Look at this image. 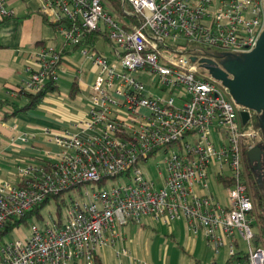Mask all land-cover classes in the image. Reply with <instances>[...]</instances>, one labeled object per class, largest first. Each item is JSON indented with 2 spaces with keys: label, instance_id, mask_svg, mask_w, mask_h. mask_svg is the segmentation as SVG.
Masks as SVG:
<instances>
[{
  "label": "built area",
  "instance_id": "2783aa9c",
  "mask_svg": "<svg viewBox=\"0 0 264 264\" xmlns=\"http://www.w3.org/2000/svg\"><path fill=\"white\" fill-rule=\"evenodd\" d=\"M40 1V12L60 23L64 46L78 49L97 74L75 131L41 130L58 152L18 167L14 182L0 181V232L53 195L118 177L129 183L80 192L83 200H73L64 219L50 215L31 227L29 238L2 239L0 264H94L98 250L116 246L121 230L143 218L168 226L182 220L217 253L228 249L231 262L264 264V248L256 241L251 247L253 204L243 171V153L264 147L262 133L254 114L237 106L198 62L218 64L223 53L251 52L264 30V0H120L119 10L102 0ZM12 16L0 0V19ZM61 60L53 46L29 54L30 75L17 94L57 82ZM148 76L155 83H145ZM241 111L248 112L246 125ZM18 136L27 142L39 134ZM161 150L171 152L156 188L139 163ZM212 173L223 185L224 205L208 192Z\"/></svg>",
  "mask_w": 264,
  "mask_h": 264
},
{
  "label": "crops",
  "instance_id": "0c3cea01",
  "mask_svg": "<svg viewBox=\"0 0 264 264\" xmlns=\"http://www.w3.org/2000/svg\"><path fill=\"white\" fill-rule=\"evenodd\" d=\"M17 1L20 0H7V8L13 12L12 18L0 19V107L5 101H15L20 105L26 104L25 99L16 97L18 89L24 86L30 75L27 70V56L41 47L53 46L62 52L59 78L61 75L65 78H71L70 88L74 82L79 87V93L75 99L69 98L70 88L67 93L68 100L76 107L79 116L74 122L67 125L60 124L50 116L38 113V109L42 107L48 95L34 111L18 114L13 118L17 119L18 122H14L10 126L7 124L9 121L0 122V181L13 182L17 178L18 167L25 168L35 164L39 159L45 158L44 153L47 151L51 154L58 152L57 147L47 137L41 135V130L48 129L52 132H60L68 129L75 131L74 124L86 117L90 87L95 78V74H92L90 70L84 72L87 67L92 66L79 55L78 49L65 47L63 40L59 41L60 35L57 28L50 25L53 22L48 19L47 15L41 13L40 10L34 12L31 8H26V11L19 15L13 9V5ZM78 58L84 59L85 63L80 64ZM82 74H84L83 77H81ZM14 124L17 127L12 130L11 127ZM19 133H36L39 136L33 141L28 136L27 142H23L18 139ZM133 225H128L125 228L129 227V230H132ZM168 227L170 231H173V224ZM125 228L121 230L122 241L120 243L122 244L126 242L123 235ZM171 236H173L172 232ZM115 247H107L96 252L100 264L108 263L113 256V251H115L116 259L127 257L128 254L131 255V253L122 255L121 250L116 251ZM108 248H112L113 251L110 252ZM83 263L82 261L68 262V264ZM94 264L98 263L95 262Z\"/></svg>",
  "mask_w": 264,
  "mask_h": 264
},
{
  "label": "rangeland",
  "instance_id": "374dc122",
  "mask_svg": "<svg viewBox=\"0 0 264 264\" xmlns=\"http://www.w3.org/2000/svg\"><path fill=\"white\" fill-rule=\"evenodd\" d=\"M40 5V0H20L14 3L13 9L16 11L15 13L20 15L26 11V8H31L34 12H37ZM61 40L62 37L59 36V41ZM98 47L99 49L101 48V51L105 48L102 42L98 43ZM78 60L80 64L85 63L82 58H78ZM88 70L92 74H97V69L93 67H87L84 72L86 73ZM148 81L149 83H155V77L148 76L144 79L145 83ZM57 83L59 90L48 96L47 100L42 104V107L38 109V113L50 116L60 122V124L69 125L79 116L76 107L67 98L71 78H65L61 75ZM154 95L163 96L157 90H154ZM83 108L85 109V107ZM14 122H18V120L12 118L7 124L10 126ZM248 128H251V126ZM193 138L191 140H196L195 136ZM170 152H164L163 150L157 151L147 161L139 163L140 169L145 177L153 182L156 188L162 186V178L166 177L165 158L170 155ZM160 173L162 174V178L159 175ZM213 175L212 173L208 176V192L212 193L224 205L227 203V199L224 195L223 185L217 183ZM128 183L129 179L127 177L107 180L104 184L89 183L82 186L81 190L75 189L63 193L61 197L65 199V202H59L61 204L59 211L56 203L50 201L41 209L40 215L45 222L49 220L50 215L56 218L57 213H60L61 218L64 219L70 201L83 200V197L79 196L80 192L84 193L86 190L89 193L99 192ZM250 217L254 218L252 232L256 239L251 242V247L255 248L256 241L259 247L264 248V235L260 232L255 217L253 215H250ZM44 221L36 217L29 219L28 224H20L15 231L7 234L3 238V242L29 238L31 236V227L33 225L41 227ZM173 226V231H170L168 225L154 221L152 218H143L141 224H134L132 226V230H129V227L124 229L123 235L126 242L123 244L119 242L114 248L116 251L121 250L122 255L128 253H131V255L129 256L128 254L127 257L116 259L114 255L115 251L111 250L112 248H108L110 252L113 251V256L108 263L104 264H235L230 261L228 249L221 248L217 253L212 247L207 246L206 240L201 234L192 236L182 220L175 221ZM171 232L173 236H171ZM122 250H125L126 253L123 254ZM239 250L242 253L247 251V245L243 241L239 242Z\"/></svg>",
  "mask_w": 264,
  "mask_h": 264
},
{
  "label": "water",
  "instance_id": "95a60500",
  "mask_svg": "<svg viewBox=\"0 0 264 264\" xmlns=\"http://www.w3.org/2000/svg\"><path fill=\"white\" fill-rule=\"evenodd\" d=\"M218 58V64L209 59L198 62L227 89L237 106L254 114L256 127L261 131L264 141V30L251 52L240 55L223 53ZM240 117L242 124L246 125L249 120L248 112L241 111ZM246 158L254 172L261 171L264 147L251 148ZM260 180L259 178L258 181Z\"/></svg>",
  "mask_w": 264,
  "mask_h": 264
},
{
  "label": "trees",
  "instance_id": "16d2710c",
  "mask_svg": "<svg viewBox=\"0 0 264 264\" xmlns=\"http://www.w3.org/2000/svg\"><path fill=\"white\" fill-rule=\"evenodd\" d=\"M104 4L113 7L116 10H119L121 7L120 0H102ZM53 28H56L60 25V23H52L50 24ZM96 38L92 36L91 40L94 41ZM59 89L57 82H50L45 85L39 92L36 94L24 93L21 92L17 94L16 98H23L27 102L24 105H20L15 101H5L2 106L0 107V122H8L12 118H15L18 114H26L28 112L34 111L41 105L43 100L50 94L57 92ZM79 93V87L76 82H74L69 91V98L75 99L76 95ZM254 127L256 128V119L253 123ZM250 147L248 146L243 153V171H244V178L247 184L248 193L252 199L253 204V211L251 216L253 215L256 219V223L260 232L264 235V168L260 172H254L252 167L248 164L246 154ZM261 179L258 181V179ZM70 191V190H68ZM65 191V192H68ZM63 192V193H65ZM53 195L46 199L41 205L35 207L29 213L24 215L19 219H13L9 221L5 226L4 230L0 232V242L7 234L12 233L15 229L19 227L20 224H28V220L31 218L36 217L37 219L43 218L40 215L41 209L48 204L50 201L56 203L58 207V211L60 210L61 203L65 202V199L62 198V194ZM73 200L70 201V203ZM69 203V204H70ZM58 218H61L60 213H57ZM95 262L100 264L97 257H95ZM215 264V263H213Z\"/></svg>",
  "mask_w": 264,
  "mask_h": 264
},
{
  "label": "flooded vegetation",
  "instance_id": "af4514ba",
  "mask_svg": "<svg viewBox=\"0 0 264 264\" xmlns=\"http://www.w3.org/2000/svg\"><path fill=\"white\" fill-rule=\"evenodd\" d=\"M263 168H264V163H263ZM260 172V171H259Z\"/></svg>",
  "mask_w": 264,
  "mask_h": 264
}]
</instances>
